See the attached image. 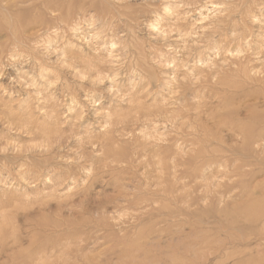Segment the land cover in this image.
Instances as JSON below:
<instances>
[{"label":"rangeland","instance_id":"rangeland-1","mask_svg":"<svg viewBox=\"0 0 264 264\" xmlns=\"http://www.w3.org/2000/svg\"><path fill=\"white\" fill-rule=\"evenodd\" d=\"M0 264H264V0H0Z\"/></svg>","mask_w":264,"mask_h":264},{"label":"bare ground","instance_id":"bare-ground-1","mask_svg":"<svg viewBox=\"0 0 264 264\" xmlns=\"http://www.w3.org/2000/svg\"><path fill=\"white\" fill-rule=\"evenodd\" d=\"M16 33H17V32H16ZM15 36H17V34H16ZM229 123H230V122H229ZM237 123H238V122H237ZM244 126H245V125H244ZM239 130H241V129H239ZM132 134H133V133H132ZM129 135H130V134H129ZM134 137H135V135H134ZM244 137H245V139H246V138L249 137V135L246 134ZM135 138H136V137H135ZM162 138H163V136H162ZM143 150H144V149H143ZM146 152H147L146 150L143 151V152L141 151L140 156L145 157V156L147 155ZM46 162H47V161H46ZM144 163H146V162H144ZM27 165H28V164H27ZM43 166L45 167V165H43ZM48 166H49V165H48ZM48 166H47V167H48ZM170 166H171V165H170ZM29 167H30V166H29ZM31 167H32V166H31ZM47 167H45V170H46ZM49 167H50V166H49ZM146 167H147V166H146ZM173 167H174V166H173ZM32 168H33V167H32ZM37 168H38V166H37ZM168 168H169V167H168ZM171 168H172V167H171ZM49 169H50V168H49ZM29 170H30V169H29ZM32 170H33V169H32ZM35 170H36V169H35ZM85 170H86V169H85ZM91 170H92V168H91ZM169 170H171V169H169ZM47 171H48V170H47ZM146 171H147V170H146ZM48 172H50V171H48ZM48 172H47V173H48ZM174 172H175V171H174ZM45 173H46V171H45ZM172 174H174V173H172Z\"/></svg>","mask_w":264,"mask_h":264}]
</instances>
